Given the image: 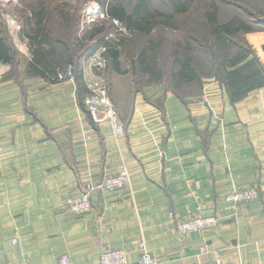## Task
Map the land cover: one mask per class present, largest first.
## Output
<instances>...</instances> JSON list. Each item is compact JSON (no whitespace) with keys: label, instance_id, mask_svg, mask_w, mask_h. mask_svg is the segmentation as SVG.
Here are the masks:
<instances>
[{"label":"crops","instance_id":"1","mask_svg":"<svg viewBox=\"0 0 264 264\" xmlns=\"http://www.w3.org/2000/svg\"><path fill=\"white\" fill-rule=\"evenodd\" d=\"M261 24L245 35L253 76L232 85L199 76L176 90L158 81L132 85L129 109L118 117L121 134L109 121L94 125L84 109L87 84L101 78L89 62L80 61V90L75 79L58 81L50 70L69 56L62 42H70L47 25L53 41L29 43L35 26L24 24V51L14 63H0V264H58L62 254L74 264H98L107 246L123 248L127 264H137L143 242L154 264H205L216 255L230 264H264ZM121 66L112 72L122 74ZM119 89L117 83L108 91L117 108ZM122 167L130 191L92 192L90 211L71 215L68 197ZM252 185L259 198L225 200L235 187ZM187 216L219 221L180 235L175 222Z\"/></svg>","mask_w":264,"mask_h":264},{"label":"rangeland","instance_id":"2","mask_svg":"<svg viewBox=\"0 0 264 264\" xmlns=\"http://www.w3.org/2000/svg\"><path fill=\"white\" fill-rule=\"evenodd\" d=\"M133 1L129 0L128 4ZM92 2L101 6L96 0H0V26L4 31L3 36L7 37L12 48L13 56L17 54L18 57L20 51L25 49L21 34L27 18L34 10L43 8L49 13L47 25L51 30L55 28L60 38H66L70 42L71 54L79 59V65L82 60L88 61L87 58L91 55L88 53H91L96 43L99 44L111 29L107 22L95 20L87 23L85 9ZM109 2H118L128 7L126 0H107L106 4ZM212 4L217 8L219 21L226 22L231 16L237 15L248 21L253 28H256V25L260 27L264 22V0H192L188 9L179 13L175 12L172 0H149L152 10L172 15L170 21L161 19L163 22H156V26L146 36L133 32L128 38L121 39L119 58L122 74L112 72L111 63H106L103 69L96 71V75L106 83L108 91L114 84L120 85L116 94L121 113L113 103L118 117L123 114L122 109L124 113L129 109L132 85L139 87L158 81L163 86L178 89L176 82L171 79L177 70L178 59L190 58L199 76L220 77L218 71H223V65L220 64L223 58L219 57V46L209 33L210 25L204 17L212 13ZM99 27H104V31H96ZM89 30L94 35L91 39L85 37ZM245 35L238 33L229 37L232 48L228 53H235L236 48L248 50L250 45ZM76 38L79 39L78 42ZM142 50L155 57L158 76L141 71L137 55Z\"/></svg>","mask_w":264,"mask_h":264},{"label":"built area","instance_id":"3","mask_svg":"<svg viewBox=\"0 0 264 264\" xmlns=\"http://www.w3.org/2000/svg\"><path fill=\"white\" fill-rule=\"evenodd\" d=\"M85 15L88 17L87 23L95 20L107 22L110 24V31L105 34L103 44L93 52L88 59L92 69H103L106 66L105 53L110 48H120L122 38H128L133 32L132 28L121 20L110 17L108 8L101 7L97 2L87 5ZM3 72L0 70V79ZM58 81L74 80L73 66L68 65L55 74ZM87 94L83 98L84 109H86L91 121L98 126L102 121H109L117 134L123 132V125L119 121L116 108L110 98L106 83L102 78H97L87 84ZM131 176L127 168L122 167L114 173L103 174L98 181H88L84 184L81 192L76 196L67 198L66 204L73 217H82L91 209L92 192L111 193L117 190H131ZM261 196L256 185L248 187H235L229 192L225 200L232 203H245L257 199ZM264 201V195L262 196ZM219 218L217 216H187L175 222L176 231L180 235L190 233H202L210 230L217 225ZM15 242V240H13ZM140 254L137 264H154L155 259L147 250L144 242L139 247ZM58 264H74L69 254H62L57 260ZM1 264H8L1 262ZM98 264H127L126 252L123 248L104 247L98 257ZM205 264H230L223 257L216 255L214 261Z\"/></svg>","mask_w":264,"mask_h":264},{"label":"trees","instance_id":"4","mask_svg":"<svg viewBox=\"0 0 264 264\" xmlns=\"http://www.w3.org/2000/svg\"><path fill=\"white\" fill-rule=\"evenodd\" d=\"M96 1H98L102 7H104L105 5L107 6L106 8H108V14L110 17H115L121 20L122 22L127 24L128 27L132 28L135 33H138L140 35L146 36L147 34H149L153 30L152 28L156 26V22H163L161 21V19H166L170 21V19L172 18V15L170 14H161L155 10H152L149 6V0H134L129 4V0H126L128 7H126V5H122L121 3L119 4L118 2H109L106 4L107 0ZM191 2L192 0H172V6L174 7L176 13L182 11L184 12L186 9H188V7L190 6L189 4ZM212 5V9L214 8L212 13L207 14L204 17L210 25L209 33L214 39L215 44L219 46V53L221 55H219V57L223 58V60L220 62V64L223 65V71L219 72L218 68H215L220 74V78H222L224 81L227 80L230 85L234 84L236 82V79H241L242 77L243 78L241 79V81L245 82V78L251 75L253 76V71L255 70L254 66L256 65V62L248 56L249 51L244 48H236L235 53H232L231 51V53H228L229 50L232 48V43L229 37L238 33L247 34V32H249L252 27L248 21L246 22L242 20L237 15L231 16L230 19L226 22L219 21L217 17V8L214 4ZM48 14L49 13L46 11V9L40 8L34 10L33 13L30 14V16L27 18L25 25L28 27L33 21V24L35 26L33 31L34 36L29 37V43H31V40L42 43L46 41H49L51 43V41H53L48 36ZM96 31L102 32L104 31V27H99ZM3 33L4 31L0 26V63L4 62L12 64L15 62L13 59V51L10 44H8L7 37L3 36ZM88 36H94L92 35V31L88 33ZM76 40L77 42L79 41L77 38ZM56 42L59 43L58 41ZM103 42L104 41L102 40L101 44H103ZM62 43L64 44L66 51L68 50L69 56L64 59L65 61H63V63L55 61V65L52 68L53 70L51 69L50 72H54L53 76H55L58 70H62L64 67L72 65L73 76L75 81L77 82V87L80 90L83 87V76L78 63L79 59L73 57V55L71 54V47L67 42ZM121 45L122 43H120V48L117 49L113 47L108 49L105 53V58L108 61L107 64L111 63V66L115 68L116 71L120 70L121 65L119 58ZM95 50L96 49L93 48L91 53L88 54H92ZM223 52L225 53L223 54ZM36 55H38V52H34L33 57ZM230 56L231 58H229ZM137 57V63L140 69H142V71L151 75L155 74L154 76H158L155 67V57L149 56L147 54V51L144 50L140 51ZM33 61L36 62V60ZM32 66L37 68V65L35 63ZM176 67L177 70L171 77V79L175 81L176 84L180 83V81L183 79L187 81H193L199 78V74L196 69L192 66V61L190 58L186 57L181 60H176Z\"/></svg>","mask_w":264,"mask_h":264}]
</instances>
